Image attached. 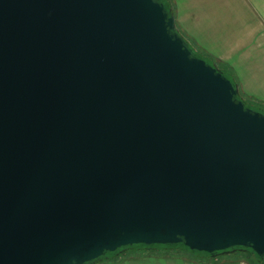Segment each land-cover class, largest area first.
I'll return each instance as SVG.
<instances>
[{
	"label": "water",
	"instance_id": "95a60500",
	"mask_svg": "<svg viewBox=\"0 0 264 264\" xmlns=\"http://www.w3.org/2000/svg\"><path fill=\"white\" fill-rule=\"evenodd\" d=\"M178 244L264 258V113L162 0H0V264Z\"/></svg>",
	"mask_w": 264,
	"mask_h": 264
},
{
	"label": "crops",
	"instance_id": "0c3cea01",
	"mask_svg": "<svg viewBox=\"0 0 264 264\" xmlns=\"http://www.w3.org/2000/svg\"><path fill=\"white\" fill-rule=\"evenodd\" d=\"M170 1L183 37L231 73L243 99L264 105V0ZM128 258L120 264H197L178 257Z\"/></svg>",
	"mask_w": 264,
	"mask_h": 264
},
{
	"label": "trees",
	"instance_id": "16d2710c",
	"mask_svg": "<svg viewBox=\"0 0 264 264\" xmlns=\"http://www.w3.org/2000/svg\"><path fill=\"white\" fill-rule=\"evenodd\" d=\"M168 7H170L172 9V3L170 0H162ZM196 53V52H195ZM219 69L220 67L217 66ZM222 70V69H221ZM223 73H227L228 77L234 82V78L231 75V73H229L228 71L224 72V70H222ZM237 84V83H236ZM245 104L255 110H258L262 113H264V105L261 103H249V102H245ZM131 250H135L138 251L139 253H141V251H143L144 253H150V254H157L158 256H163V257H172L174 255L176 256H182V255H188L198 261H206V262H210L215 260L216 258H214V256L209 255L207 253H203V252H196V251H190L188 248H186L183 244H178V245H156V246H152V247H145L143 245H139V246H135L132 249H127L125 253H128ZM234 254H243L245 256H248L251 259L250 264H264V258L263 257H258L256 254H254L253 252L249 251V250H238L236 251ZM210 264V263H209Z\"/></svg>",
	"mask_w": 264,
	"mask_h": 264
},
{
	"label": "rangeland",
	"instance_id": "374dc122",
	"mask_svg": "<svg viewBox=\"0 0 264 264\" xmlns=\"http://www.w3.org/2000/svg\"><path fill=\"white\" fill-rule=\"evenodd\" d=\"M188 44L193 48L194 45L191 42L190 43L188 42ZM195 49H194V51L196 52L197 57L202 58L206 63H210V62L213 63L212 60H210L208 57L204 56L199 49H197V48H195ZM220 69H222V70H224V72H226L225 68L220 67ZM224 74L228 77L227 73H224ZM242 97L243 96L240 94V98L244 102H246V100L243 99ZM247 102L252 103V104L253 103H259V102H255V101H252V100H249ZM141 256H144V257H152V258H158V257H162L163 258V256H158L157 254H150V253H147V252L144 253L143 251H141V253H139L138 251L131 250L128 253H125L124 252V253L120 254L118 257L108 256L104 260H101V261L97 262L96 264H110L113 261H115V262L112 263V264H120L121 262H123L124 259L125 260L126 259H129L128 257H135V258H137V257H141ZM172 257L173 258L174 257H178V258H181V259H184V260H188V261H191V262L197 263V264H209V263L210 264H217V263H222V262H224L226 260L241 261V262H244L246 264H250V262H251V259L248 256H245L243 254H241V255L240 254H231V255L220 256V257H216L215 260L210 261V262L198 261V260H196V259H194V258H192V257H190V256H188L186 254L185 255H182V256H176V255H174Z\"/></svg>",
	"mask_w": 264,
	"mask_h": 264
}]
</instances>
